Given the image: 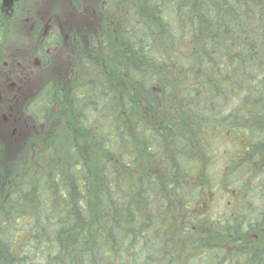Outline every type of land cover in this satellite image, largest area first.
<instances>
[{
	"label": "trees",
	"instance_id": "1",
	"mask_svg": "<svg viewBox=\"0 0 264 264\" xmlns=\"http://www.w3.org/2000/svg\"><path fill=\"white\" fill-rule=\"evenodd\" d=\"M97 13L70 82L27 101L40 156L15 160L2 190L0 264H264V0H99ZM46 23L32 30L61 42Z\"/></svg>",
	"mask_w": 264,
	"mask_h": 264
},
{
	"label": "rangeland",
	"instance_id": "2",
	"mask_svg": "<svg viewBox=\"0 0 264 264\" xmlns=\"http://www.w3.org/2000/svg\"><path fill=\"white\" fill-rule=\"evenodd\" d=\"M83 1L85 6L83 13L78 8H74L72 0H11L7 4L5 15L10 9L13 13L3 18L8 28L4 35L5 41L0 45V142L2 143L0 150V202L4 186L7 183H12L20 175L16 173L19 168L15 166L17 163L15 160L24 161L25 164L31 162L25 167L28 170L32 165H37L40 156V152L37 151L40 149L42 138H37L38 136L34 139L30 138L37 130L35 126L38 125L40 117L29 112L27 106L29 97L39 91L48 80L70 82L69 76L73 75L74 69L84 59L82 56L86 54L88 44L85 40L82 43L79 41L89 34V30L86 31L84 27L90 25V18L94 17L93 14L99 15L97 13L99 0ZM31 11H36V14ZM39 21L43 25V29H45V25L47 26L46 21L52 24V26L48 25L46 36L50 34L51 29L58 28L60 25L62 35L60 39L63 38L61 42L44 45L41 38L42 32L35 30L37 31L35 33L31 28V25ZM54 46L56 49L53 48ZM82 48L83 52H81ZM38 49L41 50V54L46 56L37 54ZM82 53L83 55H81ZM45 61H48L49 64L43 66ZM66 98L71 99V96L66 94ZM59 106V101H57L56 108H52L54 113L51 118L53 125L51 128L55 131L60 124ZM41 126L44 127L45 124L42 123ZM48 129H50L49 124L48 127L47 125L44 127V130L54 135ZM27 141H34L31 148L27 147ZM226 148L227 146L223 145L220 151ZM28 149H32L33 154H28ZM27 156L31 161L29 157L26 159ZM227 200V195L221 196L222 202H227Z\"/></svg>",
	"mask_w": 264,
	"mask_h": 264
},
{
	"label": "flooded vegetation",
	"instance_id": "3",
	"mask_svg": "<svg viewBox=\"0 0 264 264\" xmlns=\"http://www.w3.org/2000/svg\"><path fill=\"white\" fill-rule=\"evenodd\" d=\"M10 13H13V12H10ZM33 26H34V25H31V28H32ZM43 40H44V39H43ZM55 47H56V46H54L53 48L56 49ZM38 50H39V49H38ZM50 50H51V49H50ZM37 54H39L38 51H37ZM37 61L39 62V60H37Z\"/></svg>",
	"mask_w": 264,
	"mask_h": 264
}]
</instances>
